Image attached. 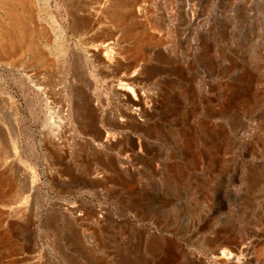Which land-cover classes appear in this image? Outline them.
Masks as SVG:
<instances>
[{
  "label": "rangeland",
  "instance_id": "1",
  "mask_svg": "<svg viewBox=\"0 0 264 264\" xmlns=\"http://www.w3.org/2000/svg\"><path fill=\"white\" fill-rule=\"evenodd\" d=\"M103 1L22 0L9 5L19 17L0 11V264H264V0ZM141 2L158 17L171 12L176 33L166 62L138 70L124 93L163 91L165 131L142 148L131 130L103 147L77 133L82 80L64 55L80 46L77 19ZM127 19L126 28L142 24ZM62 29L69 46L56 45ZM49 67L65 93L52 102L35 82ZM98 79L94 96L118 113L123 103ZM63 114L72 173L57 170L44 138ZM96 164L100 175L89 174ZM94 208V221L81 222ZM128 227L145 233L140 243Z\"/></svg>",
  "mask_w": 264,
  "mask_h": 264
},
{
  "label": "bare ground",
  "instance_id": "2",
  "mask_svg": "<svg viewBox=\"0 0 264 264\" xmlns=\"http://www.w3.org/2000/svg\"><path fill=\"white\" fill-rule=\"evenodd\" d=\"M11 2L17 5L23 4L22 0H0V11L2 14H15L12 12L10 13L9 11V5ZM152 2L153 1H151V3ZM107 3H109V1L104 0L102 7L104 5L108 6ZM149 6V3L141 2V4L135 8V11L128 10L126 15H121L118 12H103V10H98L95 13L93 12L92 14H87L85 18H81L79 20L77 19L76 26L72 29L76 37L79 38L80 46L74 52L68 50V52L64 55V59L70 66V72L68 73L69 76L72 73L79 76V79L82 80L81 87L77 92L78 98L77 100L75 99L76 104L79 106L81 111L79 117L80 127L77 129V133L90 137L103 147H108V139L111 138V140H113L116 138L117 134H123L131 130L132 133H134L129 134V141L132 142V146L134 144L135 146L138 145L142 148L150 145L153 141L160 140L159 138L161 134L165 131L164 125L161 126V121L164 119V116L169 113V110L166 108L167 99L163 91L159 90L158 92L155 91L142 94L138 90L137 93L134 92V96L124 93L130 89V85L139 83L140 77L136 74L138 70H144L145 66L150 65L155 60L163 63L166 62L167 54L171 48L169 44L167 45L166 41L169 37H174V34L176 33L175 27L171 25L174 23L173 20L176 17L173 19L171 12L162 17H158L156 14H152L151 10L149 12ZM183 15H185L189 20L191 27L196 24L197 19L195 18V15L187 12ZM127 17H129V19L135 17L139 18L142 24L134 28H126L127 21L125 22L124 19ZM103 19H106V21ZM122 19L123 22L120 25L118 22ZM117 29L122 31L120 32ZM70 40L69 31L66 29H62L59 36L55 39L57 42L56 45H61L63 47L65 45L69 46ZM5 43L7 42L5 41ZM55 58L59 60V58ZM92 67L98 68V74L93 71ZM151 71L152 73L150 75L154 77L160 75L159 73H161L155 68L151 69ZM122 73H124L123 78H120V81H117L116 78H118V76ZM142 73L145 74L144 72ZM100 76L103 77L107 86L113 90L115 96L123 103L119 112L116 114L107 111L106 103L94 96V91L100 82L98 79ZM60 77L62 76L60 75ZM35 82L39 91H42L44 95L47 96L46 98L49 99H47V101L51 100L52 102V99L60 98L63 94H61L60 91L62 85L59 84V80L55 75V69H51V67L46 69V72L42 76L36 78ZM195 88L198 91L196 86ZM55 108L57 107L55 106L54 109ZM62 113L63 112H61V114ZM58 114L60 115V113ZM59 118L61 119V117ZM62 118L63 120L61 121L59 119L58 124H53L51 127L47 128L44 127L45 130L47 129L45 131L46 137L44 136V138H46L45 140L48 144L50 154L55 156L57 159V163L55 165L57 166V170L62 172H71L73 165H71V161L65 158L68 151L65 152V145L63 146L65 141H67L66 139L68 135L66 136L65 131L69 129V125L67 118H65V114H63ZM137 136L138 138H136ZM88 169L90 172L89 174L93 173L98 176L100 175L99 172L102 170V166L101 164H96L95 166L89 165ZM108 182L110 183V181H107V184H109ZM76 209V205L67 208L66 213L70 219H75L77 215ZM97 211L98 209L94 208L91 211L92 214L89 213L91 217L87 216V218H84V216H82L83 219L81 222L87 224L95 217ZM97 217H99V215ZM100 218H102L101 215ZM128 231H130V237L135 239L133 240L134 242L139 241L140 243L145 237V233L141 230H131V228L128 227Z\"/></svg>",
  "mask_w": 264,
  "mask_h": 264
}]
</instances>
